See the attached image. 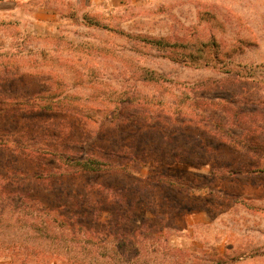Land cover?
Wrapping results in <instances>:
<instances>
[{
  "label": "rangeland",
  "instance_id": "1",
  "mask_svg": "<svg viewBox=\"0 0 264 264\" xmlns=\"http://www.w3.org/2000/svg\"><path fill=\"white\" fill-rule=\"evenodd\" d=\"M213 39L219 70L170 60ZM214 139L264 143V0H0V264H264V173L224 175L255 164ZM113 143L140 163L37 177ZM48 209L90 232H47Z\"/></svg>",
  "mask_w": 264,
  "mask_h": 264
},
{
  "label": "trees",
  "instance_id": "2",
  "mask_svg": "<svg viewBox=\"0 0 264 264\" xmlns=\"http://www.w3.org/2000/svg\"><path fill=\"white\" fill-rule=\"evenodd\" d=\"M151 42L158 45L160 49H177L180 46L178 44H173L172 46L167 43L164 39H153ZM210 45H203L202 48H190V52L185 51V47L181 45L182 51H176L173 53L172 57H170V60L173 62H176L180 65H183L185 67H191L196 69H211V70H219L220 66L223 65V62H221L219 54H220V45L215 41L214 39L209 42ZM189 50V49H188ZM225 66V65H224ZM154 81H159L161 78H153ZM151 79V80H153ZM123 96V95H122ZM121 96V97H122ZM130 99H127V97H124V99H119L118 101L114 103H118V107L115 109H107L106 110V119L105 124L114 125L116 123V113L117 112H123L124 106L129 104L131 101ZM35 107H37L39 111L42 112H58L57 109H55L52 104L42 105L40 102L35 103ZM57 105V104H56ZM38 111V112H39ZM74 111V110H73ZM80 116V113H76ZM118 116V114H117ZM235 122V121H234ZM222 130V128H220ZM223 131V130H222ZM228 136L231 137L232 133H227ZM231 134V135H230ZM218 136V135H216ZM214 141H218L220 143H227L229 146H231L235 151H240L244 153L248 159L252 162H254L255 166H248L243 167L240 170H233L228 167H225L224 175L231 176L232 174H237L238 176H252V175H260L264 173V167H262V164L264 162V157L260 155V153L263 151L264 143H261V145H258L254 142H251L249 140L244 139H214ZM114 143L111 145L112 147H109V151L107 152V157L105 158H98L95 156H86L82 157L79 154H70L64 157V155H61L60 153H54L52 156H54L56 159V165L52 166L51 172H47L45 176H37L38 179H40L41 184L44 182H48L50 184L57 183V182H63L64 180H71V179H77L81 176L86 175H108V176H117L124 173H127L130 169V166H133V163L139 162V155L136 151L133 156H130L128 158L127 154H125L124 151H121L122 153H118L116 149L114 148ZM5 148V147H4ZM21 149V146H16V149ZM192 148V153L194 148ZM137 150V149H136ZM176 150V149H175ZM124 152V153H123ZM15 153V152H14ZM206 154V152L204 151ZM203 154L201 161L197 162L196 164H203L204 156ZM33 162H44L41 159H31ZM177 161V160H175ZM173 160L171 163H175ZM183 162V161H181ZM205 162H211V161H205ZM140 163V162H139ZM207 164V163H204ZM19 173L18 171H16ZM20 175V174H19ZM156 183L159 184H169L174 185V183H171L170 181H167V179H154ZM33 182V181H32ZM15 187H16V193L14 194H21V188H20V181L15 180L14 181ZM24 200H27L26 196H23L19 199V203L22 204ZM34 199L31 198L28 200V202H32ZM46 210V212L41 213L44 214L45 217L41 218V221L44 225V229L49 231H53L54 227L53 225H57L59 228L63 230H67V228H70V235L72 234L73 238H77L79 230L86 229V232H90V229L87 228L89 224L84 223L83 221L79 220L77 221V218L80 217H86V214H76L74 212L70 211V215H63L59 214L56 216V218H50L49 216L53 213L54 210ZM69 214V213H68ZM1 216V215H0ZM49 217V218H48ZM78 229V230H77ZM79 238V237H78ZM77 238V239H78ZM87 240H90L88 238ZM108 239H105V242L107 243ZM102 242V241H101ZM104 242V244H106ZM116 242V241H114ZM121 245V244H119ZM120 248V247H119ZM120 259L122 261V256L120 255ZM122 263V262H120Z\"/></svg>",
  "mask_w": 264,
  "mask_h": 264
}]
</instances>
